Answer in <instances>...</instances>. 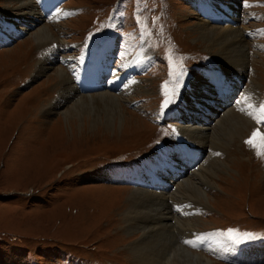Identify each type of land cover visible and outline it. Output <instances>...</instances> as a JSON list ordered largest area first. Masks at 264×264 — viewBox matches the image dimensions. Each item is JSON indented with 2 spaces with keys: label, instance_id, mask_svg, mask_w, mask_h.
<instances>
[{
  "label": "rangeland",
  "instance_id": "rangeland-1",
  "mask_svg": "<svg viewBox=\"0 0 264 264\" xmlns=\"http://www.w3.org/2000/svg\"><path fill=\"white\" fill-rule=\"evenodd\" d=\"M16 1L0 0V264H140L127 249L139 233L128 237L120 226L129 191L170 194L187 177L197 181L192 173L207 167L209 157L224 168L211 169L214 177L201 186L204 205L168 201L171 225L179 219L194 223V230L172 227L177 243L219 264H264V155L257 154L264 152V0H237L234 15L247 49L246 72L233 76L240 90L232 103L211 106L215 114L205 111L207 117L197 123L214 129L223 111L233 110L250 128L225 139L222 148L207 146L191 169L176 164L175 154L176 145L185 143L179 138L189 140L182 126L190 120L178 121L173 111L182 104L192 107L183 99L193 82L208 88L211 73L222 70L221 77L228 78L233 71L201 44L196 27L203 16L194 0H55L51 14V0H30L33 7L24 9ZM41 26L53 35L48 47L33 40ZM107 42L118 71L109 80L127 71L137 56L141 66L116 92L80 91L73 68ZM58 67L72 91L52 107L61 91L66 93L58 79L48 77ZM102 91L120 98L124 118L105 127L102 113L94 124L91 113H83L71 131L61 111L77 95ZM247 94L257 105L240 103ZM166 98L174 102L162 109ZM170 148L174 162L161 163ZM132 167L139 186L123 183L121 175L105 176ZM147 171L168 187L149 186ZM226 251L241 257L225 258Z\"/></svg>",
  "mask_w": 264,
  "mask_h": 264
},
{
  "label": "bare ground",
  "instance_id": "bare-ground-1",
  "mask_svg": "<svg viewBox=\"0 0 264 264\" xmlns=\"http://www.w3.org/2000/svg\"><path fill=\"white\" fill-rule=\"evenodd\" d=\"M194 1L197 4L196 7L199 8L203 16V18L198 19V24L196 27L198 28V35L201 44L207 46L210 51L213 52L214 56L218 59V61H224L227 65L231 66L233 71L228 74V78L230 80L237 79L236 77L233 78L234 75L244 76L246 72L245 69L247 66V49H245L243 35L239 30V26L237 27L234 15L238 8V1ZM16 2L19 4V7L21 9L33 7L30 0H18ZM218 22L223 23V26H211L212 23L217 24ZM32 35L34 42L37 43L38 46L41 45V47H48L49 44L53 43V35L49 30L48 26H41L37 28ZM104 44L105 45L103 46V48L104 51H106L107 58L105 59L104 54L101 53V59L103 60L102 65L104 66L105 70L108 71V76L106 79L107 83L109 81H112V78L110 80L108 79L110 78L109 76H113V72H110L108 67L110 64L109 59L112 55L111 52L113 47L111 45V42H107ZM147 56L148 53L144 52L141 54L143 64ZM50 58L53 59V57ZM140 66V56H137L134 59L132 66L127 69L126 76L129 75V78L131 73L133 72V69L135 67ZM42 69L43 68H36V71H40ZM218 74H222V70L220 71V73H211L210 78ZM50 75L58 79V83H62L61 85L64 86L63 89H65L67 93L66 94L61 91V94L58 99L60 101H57L56 99V101L52 105V107H56L55 105H60V102H64L66 98L68 100L72 91V87L69 80L70 78L64 73L63 68H56V70L52 74H49L48 77H50ZM116 75L118 76L119 74ZM219 77H221V75H219ZM128 78L126 80H128ZM221 78H223V76ZM222 80H227V78H223ZM198 85L199 84H197L196 82H193L190 86L189 92L183 99L187 103H192V107L186 108L182 104L181 108L178 110H174V113L172 115L174 116V118L177 119H184L186 121L190 120V123H187V125L182 126L184 127L183 132L189 138V140L182 138H179V140L188 143L189 145H195L197 146V148L199 147L198 149L203 153V149H206V147H209V145L219 149L222 144L224 145V141H227L225 139L229 137L231 138L234 134H242L245 130H248L250 128V122L245 119V117L243 118L242 116L238 115V113H235L233 110H226L225 113L223 111L221 115L222 117L219 119L218 124L215 126L216 128H214L217 129L219 132L216 133L215 130L211 129V127L209 126L200 127V125L197 123L202 122L201 120H203L204 117H207L206 115H202V113H206L205 111L207 110L208 113L206 114H215L216 110L211 109V106L218 109L221 105H225L226 108L227 104H223V102H221L223 96L219 97V100L215 96H213L211 87L208 86V88H206L205 85ZM196 87L199 90H201V88H206V91L203 90L205 92L197 91L196 93H192L194 89L196 90ZM76 95L77 94H75V96ZM77 96L75 99H73V102L69 106H67L61 111L60 114L62 118L66 120V122L70 121L72 126L71 131L73 130V125L76 124L75 121L77 118L75 117L80 118L82 117V115H85L83 113H91L93 117V124L97 122V117H99V113H102L106 122L105 127H109L112 124L113 120L117 118L121 119L123 117V107L121 105L120 98L116 97L111 92L102 91L97 94H84ZM248 96H250L252 100H250ZM246 99L249 100V103L251 102L252 104L257 105V102L250 94L244 96L243 101L241 99L239 101L240 103H247ZM197 100L199 102H197ZM203 107L206 108L204 109ZM193 121H196V123H193ZM125 122L128 123L131 121L127 120ZM208 129L209 131H206ZM173 150L174 148L168 149V153L164 156L166 157L167 161H164L162 157L160 162L169 165L170 162L173 161ZM207 162V167L203 168L199 172L192 173V176L196 177L197 181H193L191 180V177H187L186 179L181 180V182L178 183V186L174 190V192L170 194H164L163 191H161L160 193H153L147 190L143 191L141 190L142 188H136L135 190L133 189L129 191V194L127 195V198L123 203L124 212L121 216L122 222H120V226L122 227L124 235L128 237H131V235H137L139 233L137 239L135 238L127 248L135 261L139 262L140 264H219L207 258L205 255L192 252L177 243V240L175 239V236L173 235V232L171 230L172 227L179 230H194V223L182 221L179 219L175 220V225H171L169 221H167L168 218H174L172 214L168 211L169 200L171 201V203L174 201L183 202L186 200H189L190 202L191 200L199 205H204L205 193L203 192L201 186L208 185L211 179L214 177L213 175L215 174L211 169L217 168L221 170V168H224L222 162L217 159H214L213 157H209L207 159ZM183 168L184 167L182 165V169ZM132 169L133 167L129 170L120 169L114 172H107L105 173V176L108 178H113L115 176L117 177L121 175L126 178L130 175H136L134 173H131ZM185 169H188V167H186ZM179 172L184 173L182 170H180ZM136 176L139 175L137 174ZM239 257H241L240 253L231 254L230 252L226 251L225 258L237 260Z\"/></svg>",
  "mask_w": 264,
  "mask_h": 264
},
{
  "label": "snow or ice",
  "instance_id": "snow-or-ice-1",
  "mask_svg": "<svg viewBox=\"0 0 264 264\" xmlns=\"http://www.w3.org/2000/svg\"><path fill=\"white\" fill-rule=\"evenodd\" d=\"M173 102H174L173 100L166 98L164 100V102L162 103L161 108L165 109V108H167L169 106L170 103H173ZM260 109H261L262 112H264V104L260 105ZM249 114L251 115V113H249ZM261 118L264 119V116H262ZM253 135H255V133ZM246 143H250L251 144V141H246ZM253 146L255 147V145H253ZM257 154L258 155H264V152L258 150ZM237 242H239V241H237ZM185 243L191 244L193 247L196 246L192 241H185Z\"/></svg>",
  "mask_w": 264,
  "mask_h": 264
}]
</instances>
